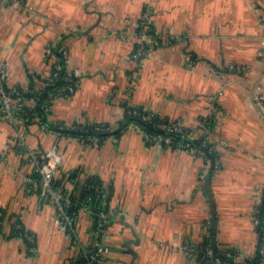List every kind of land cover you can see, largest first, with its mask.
Instances as JSON below:
<instances>
[{"label":"crops","instance_id":"0c3cea01","mask_svg":"<svg viewBox=\"0 0 264 264\" xmlns=\"http://www.w3.org/2000/svg\"><path fill=\"white\" fill-rule=\"evenodd\" d=\"M144 12L155 39L134 60ZM261 19V0H0L5 85L34 91L51 71L45 47L60 41L79 84L46 99L47 120L114 129L87 141L33 120L20 125L21 143L17 124L0 117V264H71L78 252L53 204L27 188L28 150L43 155L51 148L61 157L54 180L65 194L79 197L91 179L106 190L111 214L100 264H196L181 246L199 243L209 223L217 248L253 256L264 185V112L254 100L258 87L264 95ZM33 102L24 97L21 104ZM133 106L177 120L194 136L211 132L215 158L146 142L126 119ZM210 112L211 129L203 130L200 117ZM15 218L33 234V252L22 236L8 235ZM75 230L83 245L94 239L88 210L77 211Z\"/></svg>","mask_w":264,"mask_h":264},{"label":"built area","instance_id":"2783aa9c","mask_svg":"<svg viewBox=\"0 0 264 264\" xmlns=\"http://www.w3.org/2000/svg\"><path fill=\"white\" fill-rule=\"evenodd\" d=\"M264 6V0H261ZM149 12H144L142 14L140 20V29L138 32L139 41L136 44V48L133 51L132 59L138 60L140 55H144L152 48V41L155 39L153 34L150 31V19ZM261 24H264V20H260ZM260 55L263 53L262 50H259ZM45 56L48 59H51V71L50 73L41 80V83L35 88L34 92L37 94H41L47 86H51L55 82V78L61 77L62 69L65 70L66 73L62 75L61 78L64 80V84L58 87L54 93H50L48 99H53L57 96H60L63 90H68V92H73L77 85L79 84V77L74 72H71L67 66V56L68 50L64 44H48L45 47ZM234 68L238 70H243L244 67L233 65ZM217 68L211 67L212 72H217ZM3 67L0 66V117L4 118L8 121H11L13 124H17V137L19 142L24 143L25 140V132L22 130L23 127L20 125L25 124L23 122V118L18 117L14 111V108L19 106L18 98L12 97L11 92L6 88L4 83V72ZM27 88H23L25 91ZM254 100L259 105V107L264 112V95L260 91L259 87L254 92ZM48 102H45V108L47 107ZM215 106V102H211V107ZM135 114H138L137 110L132 111ZM211 117V112L208 115H203L200 117V125L203 127L204 123ZM144 119H151L152 112L149 114L143 115ZM213 119V118H212ZM39 124L47 129L53 130L45 125L42 121ZM155 124L165 130L168 131H177L181 133V137L187 138L186 141L181 140L180 138H175L172 135H162L160 133L150 134L147 131H144L140 126V129L144 135L146 140L152 141L157 144H166L170 146V144L174 143L173 148H185L191 151L193 154L203 156V152L196 146L191 145L190 139L193 138L194 132L185 133L184 128L182 127L179 121H157ZM75 126V125H74ZM88 141H92L98 139L95 135H89L86 137ZM189 139V140H188ZM209 141L211 144H207L206 141ZM211 132H207L205 137L201 140L200 145L205 146L207 148V152H213L216 149V143H212ZM60 154L56 151L55 148H51L47 150L43 155L39 154V152L35 149L28 150V159L33 166V174L28 179L27 188L29 190L39 189L38 193L42 196V198H47L54 206L56 217L59 220L62 227L66 229L69 236L71 237L72 243L79 247L77 254L71 260V264H100V258L102 253L106 251V246L102 242L100 238L103 233V228L107 224L108 219L110 217L111 212L109 211L106 200V190H103V185L98 182H87L86 189H92L91 192L85 195V197L77 203H74L70 196L64 194L56 185H54V177L56 174L57 166L60 162ZM38 179H36V177ZM102 196V197H100ZM94 199L101 200L100 206L94 202ZM262 204V215L259 214L260 208L259 206ZM77 205L76 212L69 211V207ZM86 209L90 212L94 219V239L87 246L83 245L78 238V235L75 230V217L77 211L80 209ZM256 226L259 228V252L260 257L258 264H264V185L259 194V201L257 202L254 218H253ZM18 227L19 224H16ZM24 236L31 242V245L28 247L29 251L33 252L35 250L34 246V237L27 233H24ZM183 252L189 255L192 260L196 264H219L221 262L220 258L213 255V251L209 245H205L203 247L202 256L205 258V262L200 263L197 261L195 254L196 250L199 249L195 244H183L181 246ZM226 255L235 256L242 255V253L236 248L232 247L225 252ZM229 264V263H228Z\"/></svg>","mask_w":264,"mask_h":264},{"label":"trees","instance_id":"16d2710c","mask_svg":"<svg viewBox=\"0 0 264 264\" xmlns=\"http://www.w3.org/2000/svg\"><path fill=\"white\" fill-rule=\"evenodd\" d=\"M58 44H61V42L57 41L55 45H58ZM64 73H66V72L64 69H62L61 77H62V75H64ZM61 77L55 78L54 84L51 86H47L46 89L41 94H37L36 92L33 91V85H30L25 91H23L21 88H15V89L11 90L10 88H8L6 86V88L9 90V92H11L12 97L18 98V102L20 105L15 107L14 111L18 117L23 118V122L26 125L33 120H35L37 122L42 121L45 125H47L49 128H51L55 131H59V133L64 132L63 130H59L58 128H66V127H61L57 123L49 122L47 120L46 108H45V102H46V99L50 96V93H54L58 87H60L64 84V80ZM62 93L63 94H61V95H69L72 92H68V90H63ZM24 97L32 98L34 101L33 102L34 104L30 107L23 106L21 104V101ZM133 110H137L138 114L133 113L132 112ZM151 112L152 111L144 110L140 107L133 106L127 110L126 119H127V121H131V122L138 124V126H140L142 129H144V131H147L150 134L160 133L162 135H172L175 138H180L183 141L187 140V138H183L184 136L181 137L180 132L168 131V130H165V129L158 127L155 124V122H157V121L171 122L170 120H168L166 118H163L154 112H152V118L151 119H144L143 118L144 114H149ZM212 118H213V115H211V117L204 123V125L202 127L203 130L211 129V125L213 122ZM118 125H120V124H118ZM70 129L73 130L72 131L73 134L79 136L80 138L87 140L86 137H88L89 135H95L96 137H98V139L100 141L104 137L108 136V134L113 133V130H114V129L112 130L106 124H88V123L87 124L74 123ZM184 130H185L186 134H188L189 132H193L190 129H187L185 127H184ZM117 133L118 132L116 131L114 134H117ZM204 137H205V135H201V134L198 136H193V138L190 139V143H191V145L198 147L204 153L203 157L214 159L216 156V149L213 152H207V148L205 146L200 145V142ZM146 142L151 143L152 141L146 140ZM206 143L211 144L208 140L206 141ZM212 143H214V142H212ZM162 145H166V144H162ZM170 147H174V143L170 144ZM35 177H36V179H38L37 176H35ZM91 181L94 182L97 180L91 179L88 182H91ZM54 185H56L55 180H54ZM85 187L86 186L83 187L82 193L79 197L75 198L73 195L70 196L71 200L74 203L79 202L80 200H82L85 197V195L87 194V192L85 191L87 189ZM90 190H92V189L87 190L88 193L91 192ZM38 191H39V189L37 188V192ZM100 197H102V196H100ZM106 199H108V198H106ZM93 201L96 202V204L101 207V205H100L101 200L94 199ZM107 207H108V205H106V208ZM259 208H260L259 214L262 215V212H263L262 211V204L259 206ZM76 210H77V205L69 207V211L72 213H73V211L76 212ZM3 222H4V211L2 209H0V231L3 228ZM9 222H10V226H9V234L8 235L22 236L24 238V240L26 241V245H28V247H29L31 245V242L26 238V236H24V233H27V234L32 235V236H33V234L24 228L23 224L21 223V221L18 218H15L14 220H11ZM16 224H19V226L17 227ZM209 224L210 225H208L207 232L204 235L203 239L199 243L195 244L197 246V248H199L196 250V253H194L197 261H199L200 263L205 262V258L202 256L203 247L205 245H209L213 251V255L220 258L221 262L219 264H228V263L229 264H258L259 257H260L259 244L257 246L256 253L253 256L238 259V257L226 255L225 252L229 249H232V247L226 248L224 250H220L219 248H217V245H216L215 241L213 240V235H212L213 232H212V228H211V223H209Z\"/></svg>","mask_w":264,"mask_h":264},{"label":"water","instance_id":"95a60500","mask_svg":"<svg viewBox=\"0 0 264 264\" xmlns=\"http://www.w3.org/2000/svg\"><path fill=\"white\" fill-rule=\"evenodd\" d=\"M59 130H63V131H66V132H72L73 130L70 129V128H58ZM211 162H212V159H211ZM213 163V162H212ZM208 181V175L206 176L205 178V183H207ZM212 220H213V223L215 224V217H214V213H212Z\"/></svg>","mask_w":264,"mask_h":264}]
</instances>
